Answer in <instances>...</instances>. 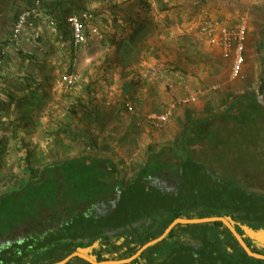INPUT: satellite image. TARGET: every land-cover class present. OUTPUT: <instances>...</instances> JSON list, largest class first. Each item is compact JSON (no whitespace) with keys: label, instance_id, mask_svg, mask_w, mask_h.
Returning a JSON list of instances; mask_svg holds the SVG:
<instances>
[{"label":"rangeland","instance_id":"1","mask_svg":"<svg viewBox=\"0 0 264 264\" xmlns=\"http://www.w3.org/2000/svg\"><path fill=\"white\" fill-rule=\"evenodd\" d=\"M9 1L12 14L5 23H12L9 26L12 29L17 14L31 0ZM120 1L112 4L117 6L112 8L114 14L101 16L98 19L99 25L94 24L101 31L100 34L82 48L76 49L72 43L69 18L73 14L88 11L85 4L88 0H70L71 7L62 9L56 27L53 22L45 21L53 34H47L46 39L39 34L40 38H36L35 45L37 52L16 57V62L27 65L24 71L32 77L17 82V85L11 84L10 88L14 91L10 92L8 102L0 103L3 111L0 116V196L25 184L31 170L91 153L112 157L119 168L123 169L124 185L127 187L145 165L148 146L157 148L170 143L180 156L184 155L179 141L183 129L189 125L188 118L182 121L172 118V123L169 122L165 129L157 133L151 131L153 119L144 117L147 113L150 116L163 114L162 110L167 106L161 102L163 92L172 96L173 102L181 95L183 111L190 109L189 106L193 104L202 103L200 113L204 114H217L227 109L236 99H254L264 93V0L181 2L186 5L185 10L192 9L198 13L203 11L208 18L228 28L236 29L242 23L241 17H246L244 65L238 77H233L230 60L205 37L197 34L193 27L196 24L192 18L184 17V12L178 16L179 21L169 27L170 22L164 19L169 14L165 8L177 0ZM2 2L0 0V4ZM112 2L104 1L107 5ZM92 14L94 23L96 16ZM135 17L143 19L142 22L135 20ZM185 27L182 37L174 32L184 30ZM2 45L4 52L0 51V62L9 53L7 49L12 48L9 40L3 39ZM42 64L48 66L45 72L38 71L41 67L37 65ZM72 74L79 77L76 84L69 83ZM115 76H134V85L144 83L145 87H138L128 94H136L140 90L154 92L159 100L149 108L144 106L138 109L133 104L134 108L126 105L120 110H103L104 103H96L97 98L94 96L99 94L101 87L111 92L112 83L108 81ZM150 76L154 77L148 81ZM171 83L175 85L171 87ZM24 97L30 102L27 105L21 103ZM245 103L246 109L241 110L240 119L250 129L255 131L258 128L257 144L261 142L263 145L259 151L260 156L264 149V109L258 102L246 100ZM26 106L27 117L20 118L18 115L21 108ZM121 117L132 120V129L130 126L127 128V125L108 126L115 125ZM227 141L232 144L230 138ZM251 164L254 169L257 167L255 174L250 176L251 181L264 180V160L255 154ZM183 203V212L204 213L199 205Z\"/></svg>","mask_w":264,"mask_h":264},{"label":"trees","instance_id":"2","mask_svg":"<svg viewBox=\"0 0 264 264\" xmlns=\"http://www.w3.org/2000/svg\"><path fill=\"white\" fill-rule=\"evenodd\" d=\"M104 1H98L102 8ZM48 12L61 18L59 7L51 5ZM257 97L236 99L227 109L193 123L188 116L179 141L184 155L170 143L150 146L145 165L127 187L123 169L105 156L81 155L31 170L25 184L0 196V264H54L95 244L90 255L97 262L126 260L175 219L216 216L230 218L250 249L264 255V245L241 228H264V194L246 190H264V180L250 178L257 168L250 165L252 156L264 160V149L259 156L263 145L257 144L258 128L254 131L240 119L246 100L258 102ZM183 202L199 205L204 213L183 212ZM66 264L90 263L74 258ZM128 264L264 260L248 256L222 222H212L179 224Z\"/></svg>","mask_w":264,"mask_h":264},{"label":"crops","instance_id":"3","mask_svg":"<svg viewBox=\"0 0 264 264\" xmlns=\"http://www.w3.org/2000/svg\"><path fill=\"white\" fill-rule=\"evenodd\" d=\"M2 1L3 2L0 4V25L2 26V27H0V37L3 36L2 40L5 39L7 41L8 40L10 41L11 29L9 26L12 23H9V22L5 23V20H8V18L12 14L10 11L11 2L9 0H2ZM69 1L70 0H45L44 3L48 2L47 4L45 3V6H46L45 9L46 10L41 7L40 16L37 19V23L34 26V29H28L26 31V33L22 36V38L17 43H15V45H13V47L11 49L10 48L7 49L9 51V53L4 57L3 62H0V103H7L8 102V99H9L8 96H9L10 92L14 91V89L12 87L10 88L11 84L17 85V82L26 81V80H28V78L31 79L32 75H30V74L28 75L24 71L26 69L27 65L22 64V63L20 64V63L16 62V59H17L16 57H18L19 55H30L29 52L36 50L35 45H37L36 44L37 39L35 38V33H39L40 36L42 34L45 39L47 37V34L48 35L53 34L52 30L50 31V29L46 26L45 21H51V23L53 22L55 24V27H56V21H60V20H59V18H56L53 15H50V13L48 12V11H50L51 5H54V7H59L61 9H65L67 6L71 7L72 3ZM116 1L120 2V3L122 2L120 0H113L112 3L104 6V8H102V6L100 7L101 4L99 5L98 2H91L89 0H88V2H85L86 6H87L86 9H88V11L91 10V12L95 13V15H96V13L98 14L96 16V19L94 20V23H93V21H92V23L99 25L98 19L99 18L101 19V16L109 17L110 15L114 14V10H112V8H115L117 6H112V4H115ZM184 1L185 0H177V2H170V4H167L165 11L169 14H166L164 19L167 22H170L169 27H172V24L174 22L179 21L178 16H182V13L184 12L183 13L184 17H187L188 19L192 18V22L194 24H196L193 27H195V30H197V34L200 36L199 29H198L199 24L201 22V19L207 15L205 13H203V11L198 13L196 10H192V9L185 10L184 7H186V5L181 4V2H184ZM47 5L50 7H47ZM151 5L153 6V3H151ZM186 11L189 12V14ZM14 12H16V11H14ZM193 12H197V13H193ZM20 13H21V11H20ZM17 17H18V14H17L16 18ZM134 19L137 21H140V22H142V20H143V19L138 20V17H135ZM7 23H8L7 30H5V25ZM13 28H12V30H13ZM185 30H186V27L184 30L180 29V30H177L174 32L178 33V35L182 37V35H183L182 32H184ZM99 32H101V31L99 30ZM177 36H174V37L176 38ZM92 39H93V37L90 38L89 41H91ZM2 40L0 41V51L3 48V46L1 48ZM176 40H179V39H176ZM72 43H73V37H72ZM2 51L4 52V50H2ZM35 52H37V51H35ZM152 64L155 65L154 63H152ZM42 65H37L38 68L41 67L40 69H38V71L45 72L47 70L46 67H48V66H46L45 64H42ZM145 72H147V71H145ZM41 75L39 76L40 78H42ZM153 77L154 76H150V78H148L149 79L148 81H151V79H153ZM24 78H26V79H24ZM42 82H43V80H42ZM108 82L112 83V85L110 87V89H112V91L108 92L107 89H104V88L102 89V87H101V91L99 92V94H96L94 96V98H97L96 103H100V102L104 103V105L102 106L103 110H109V109L120 110L121 108L122 109L125 108L126 105H128L130 107L133 106V108H134L133 104H135V107L137 106L138 109H142V107H144V106L146 108H149V107L153 106L152 103H155L156 100H159L158 96L154 92L146 93V92H141V90H140L138 93L136 91V94H128L129 92H133L134 89H136L138 87H143V86L145 87V85H143L144 83H142V85H140V84L134 85V76L129 77V78H126L124 76H115L114 79H111ZM170 85L172 87L175 84L171 83ZM68 87H69V85H68ZM174 92L175 91L173 90V93ZM19 94H20V92H19ZM171 97L172 96H169L168 93L163 92L161 102L163 104H165V106L166 105L167 106L164 109V111L162 110V113L168 114L169 119H168L167 123L164 124V126H162V127L155 126L154 121H152V123H151L152 126L149 125L152 128V130H151L152 132L158 133V132H160V130L165 129L169 122L172 123V120H171L172 118H174V119L179 118V120L182 121V120H185L188 116H192L193 118H195L196 116H198L200 114H204V113H200L202 111V110L200 111V108H202V106H203L202 103L199 102L198 104L197 103L193 104V106H189L190 109H185L183 111V105L180 104V102H182V96L181 95L177 96L179 98H177L174 102L171 100ZM133 100H134V103H133ZM21 103H24V105H27V103H30V102H28L26 100V98L24 97V99L21 101ZM157 103H159V101ZM175 108H177V109L175 110ZM26 111H27V106L21 108V112L18 116L20 118H26L27 117ZM116 113H118V112H116ZM1 115H3L2 109H0V116ZM152 115H154V114H152ZM152 115L150 116V113H147L144 115V117L145 118H147V117L151 118ZM127 116H129V114ZM118 119H119L120 123L116 122L115 125H111V124L109 125L108 124V126H111V127L112 126H116V127L118 126L119 127L122 125L123 126L127 125V128H128L131 124V121H132L130 119L128 120V118H125V117H121ZM124 119L126 120L125 124H123ZM106 128H107V126H106ZM130 128L132 129L131 126H130ZM173 132L175 133V129ZM150 146H152V145H150ZM148 148H149V146H148Z\"/></svg>","mask_w":264,"mask_h":264},{"label":"built area","instance_id":"4","mask_svg":"<svg viewBox=\"0 0 264 264\" xmlns=\"http://www.w3.org/2000/svg\"><path fill=\"white\" fill-rule=\"evenodd\" d=\"M45 0H35L31 8L23 10L15 22L11 33L10 46L13 47L28 29H34L37 19L40 16L41 6ZM98 2L99 0H90ZM246 17H241V25L236 29L228 28L215 19L205 16L199 24V34L205 37L212 45L221 50L223 56L230 60L232 65L233 77H238L243 71L244 65V41L246 38ZM94 16L92 12L85 11L80 14H73L69 18L72 29L73 46L81 48L88 43L90 38L99 35V28L92 23ZM39 33H35V38H39ZM79 77L72 74L69 77L70 84H76ZM195 100V98H191ZM155 126L162 127L169 119L168 114H154L151 117Z\"/></svg>","mask_w":264,"mask_h":264},{"label":"water","instance_id":"5","mask_svg":"<svg viewBox=\"0 0 264 264\" xmlns=\"http://www.w3.org/2000/svg\"><path fill=\"white\" fill-rule=\"evenodd\" d=\"M257 100H258L259 104L264 108V94L263 95H259L257 97ZM214 115H216V114H200V115L196 116L195 118H193L191 123H193L196 120L202 119V118L212 117ZM90 155L95 156V157H102L103 156V155L94 154V153H91ZM105 157L112 158V157H109V156H105ZM246 190L249 191V192L264 194V190L263 189H259V188H247ZM212 222H222L232 232V234L234 235V237L239 242V244L241 245V247L244 249V251L246 252V254L248 256L256 258V259L264 260V255L263 254L254 252V251H252L250 249V247L245 242L242 234H240V232L234 226V222L230 218L217 217L216 216V217L195 218V219H184V218L175 219L168 226V228L164 231V233L161 236H159L158 238H156V239L148 242L144 246H142L131 258L126 259V260H118V261L109 260V261L97 262L95 257L90 255L91 250L94 247H96V244H95V245H93L91 247H88V248H85V249H80L79 251L70 254L64 260H62V261H60L58 263H54V264H66V263H68L70 260H72L74 258L83 259V260L89 262L90 264H128V263L132 262L133 260L137 259L148 248H150V247L160 243L161 241H163L177 225H179V224H182V225H194V224H204V223H212ZM241 228L245 232V234L250 236V238H252L253 240L259 242L262 245H264V228L260 229L258 231L253 230V229L249 228L248 226H242Z\"/></svg>","mask_w":264,"mask_h":264}]
</instances>
